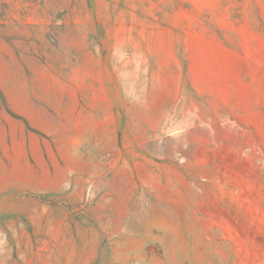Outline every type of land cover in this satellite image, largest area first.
Returning <instances> with one entry per match:
<instances>
[{"label":"rangeland","instance_id":"rangeland-1","mask_svg":"<svg viewBox=\"0 0 264 264\" xmlns=\"http://www.w3.org/2000/svg\"><path fill=\"white\" fill-rule=\"evenodd\" d=\"M0 264H264V0H0Z\"/></svg>","mask_w":264,"mask_h":264},{"label":"trees","instance_id":"trees-1","mask_svg":"<svg viewBox=\"0 0 264 264\" xmlns=\"http://www.w3.org/2000/svg\"><path fill=\"white\" fill-rule=\"evenodd\" d=\"M3 103H4V105H5V102H4V100H3ZM6 109H7V112H8V113H10V112H9V110H8V108H6Z\"/></svg>","mask_w":264,"mask_h":264}]
</instances>
